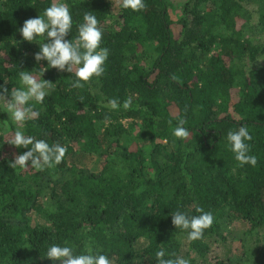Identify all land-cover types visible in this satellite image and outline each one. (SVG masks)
Masks as SVG:
<instances>
[{"label": "trees", "instance_id": "16d2710c", "mask_svg": "<svg viewBox=\"0 0 264 264\" xmlns=\"http://www.w3.org/2000/svg\"><path fill=\"white\" fill-rule=\"evenodd\" d=\"M53 3L70 9L67 39L90 13L109 50L103 75L81 88L75 67L34 60L43 38L19 32ZM121 3L0 0V264H59L45 255L53 244L90 246L112 264H158L160 250L189 264H264V0ZM22 71L52 86L31 102L38 115L17 123L7 103ZM181 121L186 138L173 135ZM241 125L255 166L230 151L227 133ZM17 130L66 147L64 158L43 171L11 167L27 151L9 143ZM197 207L214 220L189 241L171 215Z\"/></svg>", "mask_w": 264, "mask_h": 264}, {"label": "clouds", "instance_id": "9594fccd", "mask_svg": "<svg viewBox=\"0 0 264 264\" xmlns=\"http://www.w3.org/2000/svg\"><path fill=\"white\" fill-rule=\"evenodd\" d=\"M121 6L140 11L145 4L144 0H122ZM72 26L73 18L69 7L64 3H53L42 15L27 19L19 32L24 41L33 42L37 38H43V43L39 44V51L34 54V60L46 61L48 68H56L61 72L72 73L75 67L73 87L81 88L93 77L103 75L109 50L101 47L103 32L98 27V20L94 15L84 14L83 22L78 25V35L75 40L67 39ZM51 86L52 82L45 79L38 81L31 72L22 71L19 87L12 89L11 100L7 103V110L11 113L13 121L23 123L26 119L36 117L38 113L31 102L43 103ZM7 93L8 89L0 86V94ZM108 103L113 110L119 107L116 99H111ZM130 104L131 99L126 100L123 107L127 109ZM182 125L183 121L173 130V135L178 138H186L189 135L188 130ZM251 139L248 128L244 125L239 126L238 130H230L227 133L230 151L241 166L257 164V158L248 154L250 147L246 142ZM9 143L18 149H27L23 154L15 157L11 163L13 168L23 169L30 165L38 171H43L58 165L67 151L66 147L59 143L50 145L43 139L37 140L25 135L22 130H17ZM196 212L199 215L189 216L177 210L171 215L172 224L175 228L187 231L189 241L201 239L214 220L212 213L204 211L202 207H197ZM45 255L50 260L59 261V264H112L108 255L96 252L90 246L77 254L72 246L53 244L48 247ZM155 255L158 264H189V261L182 257L164 259L163 250L157 251Z\"/></svg>", "mask_w": 264, "mask_h": 264}, {"label": "rangeland", "instance_id": "374dc122", "mask_svg": "<svg viewBox=\"0 0 264 264\" xmlns=\"http://www.w3.org/2000/svg\"><path fill=\"white\" fill-rule=\"evenodd\" d=\"M171 1V3L176 7V8H178V7H180V5L182 4V2H183V0H170ZM231 242V243H230ZM228 243L230 244V248L232 247V250L234 251L236 248H237V245H236V243L235 242H233V241H230V239L228 240ZM237 250V249H236ZM235 250V251H236ZM222 249L221 248H219V247H216V249L214 250V254H217V256H221V254H222ZM235 251L233 252V255L235 254Z\"/></svg>", "mask_w": 264, "mask_h": 264}]
</instances>
